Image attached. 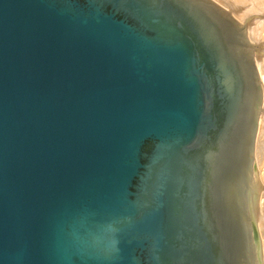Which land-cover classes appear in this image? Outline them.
<instances>
[{
  "label": "water",
  "instance_id": "1",
  "mask_svg": "<svg viewBox=\"0 0 264 264\" xmlns=\"http://www.w3.org/2000/svg\"><path fill=\"white\" fill-rule=\"evenodd\" d=\"M254 47L210 0H0V264H262Z\"/></svg>",
  "mask_w": 264,
  "mask_h": 264
},
{
  "label": "rangeland",
  "instance_id": "2",
  "mask_svg": "<svg viewBox=\"0 0 264 264\" xmlns=\"http://www.w3.org/2000/svg\"><path fill=\"white\" fill-rule=\"evenodd\" d=\"M211 2H213L215 5H217L218 7H220L222 10H224L225 12H227L229 14V16L235 20L239 25L243 26L244 29H245V35H246V39L248 41L249 44L255 46L253 49H252V61H253V65L255 67V71L257 73V76H258V84H259V87H260V90H261V106H262V103H263V88H264V84H262L261 82V75L259 74V68L261 69L262 68V71L264 70L263 68V64H264V28L262 25V23L260 22H263L264 23V11L262 12V10H260L261 8H258L259 10H257L255 8V6H253L252 4V1L251 0H240V1H236L234 2L233 0H219L221 3H217L215 0H210ZM215 1V2H214ZM228 1V2H227ZM245 1V2H244ZM251 1V2H250ZM227 2V3H226ZM251 3V4H250ZM223 4V6L221 5ZM225 4V5H224ZM227 4V5H226ZM240 4V5H239ZM229 5V6H228ZM252 5V6H251ZM232 8V11L231 9L229 8ZM257 7V6H256ZM254 8V9H253ZM238 9V10H237ZM250 9H253V10H250ZM231 12H233L236 16H237V13L239 12V19H242V20H239V19H235L233 18L234 14H232ZM244 12V13H243ZM249 14V15H248ZM244 17H246L244 19ZM260 17V18H259ZM263 19V20H262ZM254 23H253V21ZM258 23H257V22ZM260 24V25H259ZM260 30H259V28ZM248 28V29H247ZM262 29V32H260ZM260 35V36H259ZM250 36V37H249ZM253 40H252V39ZM251 39V40H250ZM252 41V42H251ZM260 63V65H259ZM262 63V65H261ZM257 66V68H256ZM259 66V68H258ZM262 66V67H261ZM261 106H260V109H261ZM260 113V111H259ZM259 116V115H258ZM259 118V117H258ZM258 118H257V130H256V135H255V140H254V147H255V142L257 140V135H258ZM264 124V123H263ZM263 126V136H262V132L260 133V137H259V140H263L261 141L260 143L262 144L264 142V125ZM263 137V138H262ZM261 138V139H260ZM264 145V144H263ZM253 154H254V148H253ZM252 169H253V158H252ZM251 169V170H252ZM263 171H264V168L262 167L261 168ZM253 171V170H252ZM252 171H251V178H252V181L254 184V186H256V189H257V192L259 191L260 193H258V204L260 205L259 201L261 200V198L264 196V194L262 195V193H264V180L262 179H259L261 178L260 175L257 176V180L260 181H254V177L252 175ZM263 174V172L261 173V175ZM259 177V178H258ZM262 185V186H261ZM259 187V188H258ZM262 187V188H260ZM261 194V195H259ZM258 205V208L260 207ZM262 207H260L259 209H261ZM259 223L261 222H256V229H257V233L259 232L258 234V237H259V240H260V246L262 248V236H261V231H260V228H259ZM264 223V222H263ZM264 225V224H263ZM263 227V226H262ZM261 227V229H262ZM258 228H259V231H258ZM263 230V229H262ZM262 264H264V257L262 255Z\"/></svg>",
  "mask_w": 264,
  "mask_h": 264
},
{
  "label": "bare ground",
  "instance_id": "3",
  "mask_svg": "<svg viewBox=\"0 0 264 264\" xmlns=\"http://www.w3.org/2000/svg\"><path fill=\"white\" fill-rule=\"evenodd\" d=\"M217 3L219 2V3H221L219 0H215ZM214 1V2H215ZM222 1V0H221ZM230 1V0H229ZM234 1V0H233ZM236 1H240V0H236ZM236 1H234V2H236ZM243 1V0H242ZM245 1H247V0H245ZM244 1V2H245ZM252 1V5L253 6H255V8L257 9V10H259L258 8H261L260 10H262V12L264 11V0H251ZM250 1V2H251ZM228 2V1H227ZM226 2V3H227ZM231 2V1H230ZM251 4V3H250ZM222 6H223V4H221ZM225 5V4H224ZM227 5V4H226ZM240 5V4H239ZM251 5V6H252ZM229 6V5H228ZM257 6V7H256ZM224 7V6H223ZM233 8V7H232ZM232 8L230 7L229 9H231V11H232ZM234 9V8H233ZM254 9V8H253ZM253 9H250V10H253ZM238 10V9H237ZM232 14H234L233 12H231ZM244 13V12H243ZM239 12L237 13V16L234 14L233 16V18H237V19H239L238 17H239ZM249 15V14H248ZM246 17H244V19H245ZM260 18V17H259ZM263 18H264V16H263ZM239 20H242V19H239ZM263 20V19H262ZM253 21V20H252ZM257 22V21H256ZM253 23H254V21H253ZM258 23V22H257ZM260 23H262V25L261 26H263V28H264V23L263 22H260ZM260 25V24H259ZM259 28V27H258ZM261 28V27H260ZM260 28H259V30H260ZM248 29V28H247ZM264 31V30H263ZM260 32H262V29H261V31ZM260 36V35H259ZM250 37V36H249ZM252 39V38H251ZM250 39V40H251ZM253 40V39H252ZM252 42V41H251ZM259 65H260V63H259ZM261 65H262V63H261ZM262 67V66H261ZM263 67H264V64H263ZM256 68H257V66H256ZM258 68H259V66H258ZM264 69V68H263ZM259 74L261 75V82H262V84H264V70L262 71V68L260 69L259 68ZM263 103H262V106H261V109H260V113H259V118H258V135H257V140H256V144H255V147H254V154H253V171H252V175H253V177H254V181H258L257 180V176L258 175H260L261 176V178H259V179H262V180H264V171L261 169L262 167L264 168V142L261 144L260 142L261 141H263V140H259V137H260V133L262 132V136H263V131H261V130H263V126L262 125H264L263 123H264V88H263ZM262 102V101H261ZM263 138V137H262ZM261 139V138H260ZM263 172V174L261 175V173ZM253 182V181H252ZM258 182H260V181H258ZM253 184H255V183H253ZM263 185H264V183H263ZM262 186V185H261ZM255 188H256V186H255ZM259 188V187H258ZM260 188H262V187H260ZM258 193H260L259 191H258ZM264 193H262V195H263ZM259 195H261V194H259ZM259 198V197H258ZM260 199V198H259ZM259 203H260V207H262L261 209H263L264 210V196L261 198V200L259 201ZM259 207V208H260ZM264 223L263 222H261V223H259L258 225H259V228H260V231H261V236H262V248H261V255H263V257H264V225H263ZM263 226V227H262ZM261 227H262V229H261ZM259 228H258V231H259ZM258 234H259V232H258ZM263 259V258H262Z\"/></svg>",
  "mask_w": 264,
  "mask_h": 264
}]
</instances>
